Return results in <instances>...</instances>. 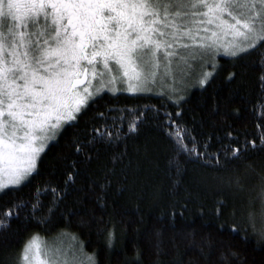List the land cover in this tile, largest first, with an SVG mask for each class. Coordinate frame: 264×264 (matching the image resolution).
<instances>
[{
	"label": "trees",
	"instance_id": "16d2710c",
	"mask_svg": "<svg viewBox=\"0 0 264 264\" xmlns=\"http://www.w3.org/2000/svg\"><path fill=\"white\" fill-rule=\"evenodd\" d=\"M259 51L264 53V48ZM262 60L257 51L239 60L220 55L209 83L186 92L180 107L165 95L151 93L104 92L90 102L41 154L29 180L0 192V212H19L0 230V264H21L22 249L34 235L47 240L75 237V251L94 264H216L219 251L229 247L243 264H264V243H257L247 220L249 198L256 196L264 175L259 139L264 134ZM140 110L137 130L130 133L127 123ZM165 112H180L176 122L191 130L198 147L208 142L209 153H220V164L178 155L163 126ZM98 113L124 117L121 139L98 143L89 153L93 159L86 161L74 153L73 140L83 141L94 126L105 123ZM249 141L258 147L249 145L239 159H225L224 147L243 149ZM74 160L80 175L53 205L54 196L46 189L63 187L64 174L71 171L67 165ZM38 190L43 211L33 217L31 204ZM19 202L27 207L13 209ZM48 207L53 208L50 216ZM252 210L259 229L264 222L258 201ZM41 216L47 217L45 223L38 222ZM219 225L225 226L222 231ZM232 225L241 229L239 234L228 230ZM109 231L115 233L110 247Z\"/></svg>",
	"mask_w": 264,
	"mask_h": 264
},
{
	"label": "snow or ice",
	"instance_id": "6c2138e0",
	"mask_svg": "<svg viewBox=\"0 0 264 264\" xmlns=\"http://www.w3.org/2000/svg\"><path fill=\"white\" fill-rule=\"evenodd\" d=\"M260 48H264V0H0V192L28 181L49 142L65 125L76 121L90 102L95 103L105 88L113 93L150 94L158 83L174 85L177 70L187 76L185 68L203 65L205 55L222 52L239 60L252 51L264 55ZM206 67L214 71L216 64L208 62ZM213 71L201 72V86L209 83ZM234 77L233 73L228 79ZM259 79L264 88V75ZM118 84L124 87L118 88ZM171 91L175 94L177 90L173 87ZM183 100L178 96L175 106L180 107ZM142 111L128 121V132L137 130ZM164 116L163 126L178 155L206 165L220 164V153H209L208 142L198 147L191 130L176 122L180 112L174 116L165 112ZM97 118L105 123L94 126L83 141L73 140L74 153L86 161L93 159L89 153L98 143L121 139L123 116L98 113ZM259 139L264 146V134ZM249 145L258 147L249 141L243 149L228 145L222 152L226 160L239 159ZM77 163L74 160L67 165L71 171L65 172L62 188L46 189L54 196L53 205L64 198L80 175ZM101 200L102 196L97 197ZM257 201L264 222V175L256 196L249 198L247 213L248 225L260 244L264 243V226L256 228L252 210ZM24 207L23 202L13 205V209ZM42 211L38 190L31 213L35 217ZM47 212L50 216L53 208L48 207ZM18 216V211L0 212V230ZM46 221L47 217L41 216L38 222ZM218 227L222 231L225 226ZM228 230L233 234L241 231L236 225ZM114 239V231H109V247ZM205 244L213 247L211 241ZM69 251L48 248L34 235L25 243L20 261L72 264ZM233 260L243 264L239 253L229 247L219 251L216 264H232Z\"/></svg>",
	"mask_w": 264,
	"mask_h": 264
},
{
	"label": "rangeland",
	"instance_id": "374dc122",
	"mask_svg": "<svg viewBox=\"0 0 264 264\" xmlns=\"http://www.w3.org/2000/svg\"><path fill=\"white\" fill-rule=\"evenodd\" d=\"M180 51L183 53V50H180ZM220 55H224V54L221 52L219 55H215V56L205 55L204 59H203V65L196 63V64H194L193 68H191V69L185 68L184 69V71L188 73L187 76L182 75V73L179 70H177V72H176V83L174 85L168 81H165V83L162 86L158 83V85L155 88H153V91L151 94L165 95L173 101H175L174 99H177L178 96L184 97L186 92H188L189 90L193 89L196 86H201L199 84V79L201 78V72L202 71H213V69L206 67V65L208 62H211V63L216 64V67H217L218 57ZM214 71H213V73H214ZM113 74H117V73L114 72ZM93 83L95 85L97 82L94 81ZM117 87L123 88L124 86L122 84H118ZM173 87L177 90L175 94L171 91V89ZM104 92H111V91H109V89L105 88L103 93ZM118 92H124V91H118ZM118 92H116V93H118ZM111 93H113V92H111ZM77 116H78V114H77ZM58 134H57V137H58ZM57 137H56V139H57ZM52 142L53 141L49 142V145ZM47 147L45 148V150L47 149ZM41 154H40V156H41ZM38 161H39V159L37 160V164H38ZM38 237H39L40 241L43 242V244L48 248H51L53 246H58V247H61L64 249L70 248L69 256L72 259V264H94L92 260L89 261V259H88L89 257H82V255L79 251L78 252L75 251L76 249L74 247L73 239H71L67 236H65V237L61 236L58 239H54V240H47V239L42 238L40 236H38Z\"/></svg>",
	"mask_w": 264,
	"mask_h": 264
}]
</instances>
